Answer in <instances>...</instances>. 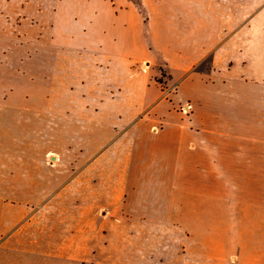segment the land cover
I'll return each mask as SVG.
<instances>
[{"label":"crops","instance_id":"1","mask_svg":"<svg viewBox=\"0 0 264 264\" xmlns=\"http://www.w3.org/2000/svg\"><path fill=\"white\" fill-rule=\"evenodd\" d=\"M109 5L97 64L72 83L101 93L73 95L70 106L47 95L39 109L30 96L0 98L9 116L36 114L43 128L55 119L62 133L70 122L73 135L62 136L71 157L57 164L55 152L17 144L30 128L0 118V264H264V4L246 30L218 31L225 41L187 65L148 67L126 44L162 21L164 3ZM214 46L212 65L197 70ZM111 104L134 110L113 116Z\"/></svg>","mask_w":264,"mask_h":264},{"label":"rangeland","instance_id":"2","mask_svg":"<svg viewBox=\"0 0 264 264\" xmlns=\"http://www.w3.org/2000/svg\"><path fill=\"white\" fill-rule=\"evenodd\" d=\"M109 1L113 0H0V98L7 95L30 96L36 101L30 106L39 109L41 99L47 95L56 96L59 104L70 106L73 95H84L90 91L101 93L102 88H77L72 83L88 79L90 72L87 66L97 64L96 54L103 47V41L98 38L107 31L113 16ZM156 1L164 3L165 17L162 21L147 20L144 32L139 36H130L133 38L132 48L131 43L126 44L133 58L139 59L138 63L146 61L141 64L145 67L187 65L201 55L203 48L207 50L213 43L221 45L225 41L221 36L218 39L215 37L218 31L246 30L245 21L264 4V0H238L237 7L225 5L219 8V0ZM248 3H254L256 7L246 6ZM143 13L146 21L148 12ZM245 41L237 39L235 43L239 46ZM218 47L207 51L195 65L197 70L212 65ZM232 51L233 48L230 53ZM223 54L220 51V65L223 64ZM162 60H166L165 65ZM165 74L162 70L156 80L165 95L171 97L174 90L167 86ZM92 105L98 109L97 103ZM132 105L111 104L110 111L113 116L122 115L126 111L132 112ZM181 105L178 106L180 112ZM1 110L4 112L0 115L2 120L16 122V128L32 130L30 137L18 136L17 144L30 141L34 149L53 151L59 155H52L57 164H60V158L71 157L66 150L60 149L62 136L65 137V144L73 137L70 122L63 124L62 133V123L55 125V119L47 120L48 126L43 128L44 120L36 114L12 117L8 113L13 108L8 105ZM19 121L23 123L18 124ZM84 135L87 134H81V137L87 140L89 135ZM74 137L76 140L77 136ZM18 154L23 155V150L18 149ZM48 159L51 160L50 157Z\"/></svg>","mask_w":264,"mask_h":264},{"label":"built area","instance_id":"3","mask_svg":"<svg viewBox=\"0 0 264 264\" xmlns=\"http://www.w3.org/2000/svg\"><path fill=\"white\" fill-rule=\"evenodd\" d=\"M180 109L183 114L188 115L192 110V106L190 103H184L181 105Z\"/></svg>","mask_w":264,"mask_h":264}]
</instances>
